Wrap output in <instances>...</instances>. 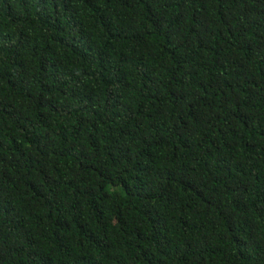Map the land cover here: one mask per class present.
I'll return each instance as SVG.
<instances>
[{
  "label": "trees",
  "instance_id": "16d2710c",
  "mask_svg": "<svg viewBox=\"0 0 264 264\" xmlns=\"http://www.w3.org/2000/svg\"><path fill=\"white\" fill-rule=\"evenodd\" d=\"M0 264H264V0H0Z\"/></svg>",
  "mask_w": 264,
  "mask_h": 264
}]
</instances>
